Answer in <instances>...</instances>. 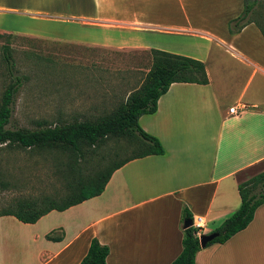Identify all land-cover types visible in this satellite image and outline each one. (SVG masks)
Wrapping results in <instances>:
<instances>
[{"label":"crops","instance_id":"0c3cea01","mask_svg":"<svg viewBox=\"0 0 264 264\" xmlns=\"http://www.w3.org/2000/svg\"><path fill=\"white\" fill-rule=\"evenodd\" d=\"M44 3L35 12L45 22L85 32L63 40L79 45L0 28L5 45L101 50L143 73L149 51L159 50L200 61L207 84L168 87L155 112L137 119L163 154L123 162L98 196L32 224L0 216V264H78L92 238L107 247L106 264H170L181 250L182 209L208 234L238 208L237 184L264 170V39L253 23L232 26L244 0H48L50 10ZM14 5L25 3L0 0V16ZM51 231L61 239L46 240ZM194 262L264 264V204L245 229L202 248Z\"/></svg>","mask_w":264,"mask_h":264},{"label":"rangeland","instance_id":"374dc122","mask_svg":"<svg viewBox=\"0 0 264 264\" xmlns=\"http://www.w3.org/2000/svg\"><path fill=\"white\" fill-rule=\"evenodd\" d=\"M43 1H47L43 9L50 10L48 0ZM20 3L25 5H14L17 10L0 16V28L6 29L5 34L68 44L70 42L63 41L65 37H77L76 32L85 34L73 24L45 22V17L35 12L39 8V0H20ZM253 11L254 14L248 17L264 25V1H257ZM3 45L5 39L0 37V97L13 78L20 82L6 126L10 130H32L38 122L53 125L95 121L122 103L144 74L143 71L131 70L127 66L128 59L120 55L78 48L68 51L23 39H17L9 46L12 61L9 68L2 58ZM114 142L107 140L101 147L85 150V166L81 170L85 180L100 179L133 147H127L122 141ZM71 167L74 165L66 152L1 146L0 213L23 201H34L37 205L44 200L59 203L67 196V186L77 176L70 172Z\"/></svg>","mask_w":264,"mask_h":264},{"label":"trees","instance_id":"16d2710c","mask_svg":"<svg viewBox=\"0 0 264 264\" xmlns=\"http://www.w3.org/2000/svg\"><path fill=\"white\" fill-rule=\"evenodd\" d=\"M257 1L264 0H244L241 15L232 23L234 28H240L242 24L253 23L264 39V25L248 17L254 14L253 8ZM229 31L231 32L230 29ZM1 48L3 61L7 67L11 68L12 61L8 53L10 48L7 45H3ZM149 53L151 65L144 73L138 86L129 92L125 100L112 112L95 121L83 120L53 125L38 122L32 130L7 129L12 99L20 85L19 80L13 78L0 97V147L35 151L55 149L66 152L74 165L70 172L77 176L67 186V196L59 203L44 200L37 205L34 201H23L14 205L15 211L7 209L0 213V216H12L18 222L32 224L50 211L60 212L98 196L103 191L110 174L123 162L149 155L163 154L159 142L138 127L137 119L142 115H150L155 112L158 98L167 91L171 84L205 85L207 76L204 65L200 61L153 49ZM107 140L116 141L114 144L122 141L124 145L127 144V147H133L130 153H124L125 155L119 163H113L100 179L85 180V176H81L82 167L85 166V150L101 147ZM117 146L118 149H121L120 145ZM236 188L240 201L238 208L214 231L210 232H216L218 236L207 243L204 248L213 244H223L233 235L245 229L251 222L255 210L264 204V170L238 183ZM182 221L192 222L184 208L182 209ZM199 235H197V230L191 226L183 229L180 253L170 264H195V254L202 249L198 244ZM45 239L59 241L61 238L56 231H51L45 235ZM107 254V247L99 245L92 238L85 255L78 264H106Z\"/></svg>","mask_w":264,"mask_h":264},{"label":"water","instance_id":"95a60500","mask_svg":"<svg viewBox=\"0 0 264 264\" xmlns=\"http://www.w3.org/2000/svg\"><path fill=\"white\" fill-rule=\"evenodd\" d=\"M190 226H191L190 221H184L182 224L183 229L188 228ZM217 236H218V234L216 232L199 235L198 236L199 247L204 248L207 243L211 242Z\"/></svg>","mask_w":264,"mask_h":264},{"label":"built area","instance_id":"2783aa9c","mask_svg":"<svg viewBox=\"0 0 264 264\" xmlns=\"http://www.w3.org/2000/svg\"><path fill=\"white\" fill-rule=\"evenodd\" d=\"M229 114H237V111L234 107H231L228 109ZM191 227L197 230V235L200 234V230L202 228V223L200 222V219H194L191 222Z\"/></svg>","mask_w":264,"mask_h":264}]
</instances>
